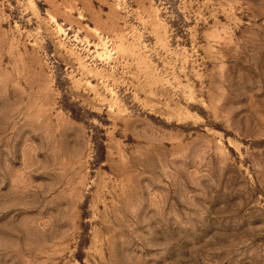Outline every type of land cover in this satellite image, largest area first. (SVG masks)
Masks as SVG:
<instances>
[{"label":"rangeland","instance_id":"rangeland-1","mask_svg":"<svg viewBox=\"0 0 264 264\" xmlns=\"http://www.w3.org/2000/svg\"><path fill=\"white\" fill-rule=\"evenodd\" d=\"M0 264H264V0H0Z\"/></svg>","mask_w":264,"mask_h":264}]
</instances>
